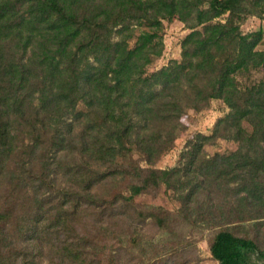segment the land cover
Returning a JSON list of instances; mask_svg holds the SVG:
<instances>
[{
  "label": "trees",
  "instance_id": "1",
  "mask_svg": "<svg viewBox=\"0 0 264 264\" xmlns=\"http://www.w3.org/2000/svg\"><path fill=\"white\" fill-rule=\"evenodd\" d=\"M263 13L264 0H0V264H128L146 217L167 227L134 202L161 187L184 220L220 228L219 264H264L236 232L264 219L263 32L242 31ZM173 19L191 30L181 59L148 74ZM132 24L146 28L134 46ZM211 100L229 109L213 137L154 168ZM210 138L238 148L207 158Z\"/></svg>",
  "mask_w": 264,
  "mask_h": 264
},
{
  "label": "rangeland",
  "instance_id": "2",
  "mask_svg": "<svg viewBox=\"0 0 264 264\" xmlns=\"http://www.w3.org/2000/svg\"><path fill=\"white\" fill-rule=\"evenodd\" d=\"M132 27L134 37L130 45L134 46L137 37L146 28L136 24H132ZM259 30L263 32L259 49L264 50V13L261 17L251 16L242 24V31L245 34ZM190 32L187 24L177 19L163 21L164 51L162 56L148 67V74L168 66L173 61H179L182 42ZM253 78L259 80L264 78V74L255 72ZM228 112V107L219 100H211L203 108L189 110L181 119L183 129L177 133L173 149L164 155L154 168L166 170L182 166L186 162L184 153L190 148L189 142L197 135L213 137L217 122ZM237 148L236 142L223 138H210L205 142L203 152L207 158H213L228 155ZM135 158L138 161L141 159L138 155H135ZM140 164L142 167H147L144 161L140 160ZM134 202L139 211L145 215L154 211L160 216L171 215V217L167 227L164 228L149 216L142 221L139 230L142 245L133 256L128 255V264H156V262L184 264L186 261H192L193 264H219L211 255L210 245L220 228L204 223L193 225L184 220L179 214L182 202L174 192L161 187L155 192L136 197ZM236 232L240 236L255 239L264 246V219L242 222Z\"/></svg>",
  "mask_w": 264,
  "mask_h": 264
}]
</instances>
